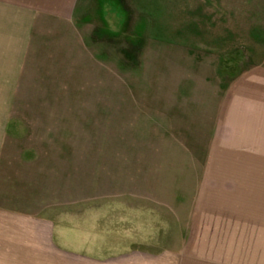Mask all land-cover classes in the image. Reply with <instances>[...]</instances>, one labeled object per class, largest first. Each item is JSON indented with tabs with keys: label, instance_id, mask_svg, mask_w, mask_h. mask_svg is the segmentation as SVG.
Masks as SVG:
<instances>
[{
	"label": "rangeland",
	"instance_id": "374dc122",
	"mask_svg": "<svg viewBox=\"0 0 264 264\" xmlns=\"http://www.w3.org/2000/svg\"><path fill=\"white\" fill-rule=\"evenodd\" d=\"M32 44L0 82V204L52 223L44 264H264L254 93L223 114L264 0H79Z\"/></svg>",
	"mask_w": 264,
	"mask_h": 264
},
{
	"label": "crops",
	"instance_id": "0c3cea01",
	"mask_svg": "<svg viewBox=\"0 0 264 264\" xmlns=\"http://www.w3.org/2000/svg\"><path fill=\"white\" fill-rule=\"evenodd\" d=\"M78 6L79 0H0V82H18V70L25 64L38 30L56 22L67 23L74 18ZM5 67H9V75H3L2 68ZM238 83L239 87L233 86L227 95L223 107L225 116L229 115L230 98L233 96L235 100V94L241 88L254 93L253 102L257 97L261 98L260 107L264 108L263 68L242 76ZM257 88L261 92L255 91ZM253 102L248 106L249 115L247 112L233 113L247 115L250 122L259 121L263 125L264 111L253 109ZM257 115L259 118L255 120ZM261 134L264 138V130ZM254 136L249 132L240 138L250 140ZM52 246V223L41 215H30L0 204V264H44L45 260L54 258Z\"/></svg>",
	"mask_w": 264,
	"mask_h": 264
}]
</instances>
